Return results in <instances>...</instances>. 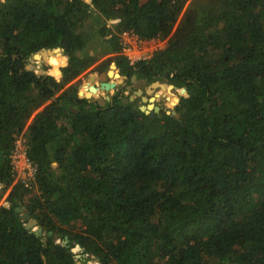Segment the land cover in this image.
Wrapping results in <instances>:
<instances>
[{
	"label": "trees",
	"instance_id": "16d2710c",
	"mask_svg": "<svg viewBox=\"0 0 264 264\" xmlns=\"http://www.w3.org/2000/svg\"><path fill=\"white\" fill-rule=\"evenodd\" d=\"M125 30L166 46L130 64ZM104 42L175 114L68 85ZM0 264H264V0H0Z\"/></svg>",
	"mask_w": 264,
	"mask_h": 264
},
{
	"label": "rangeland",
	"instance_id": "374dc122",
	"mask_svg": "<svg viewBox=\"0 0 264 264\" xmlns=\"http://www.w3.org/2000/svg\"><path fill=\"white\" fill-rule=\"evenodd\" d=\"M108 20V19H107ZM93 24V21L91 19H89L86 22L85 25V35L87 34L88 30H91V25ZM94 30V28H93ZM122 33H120L121 36ZM137 36V37H136ZM136 36H123V40H122V44L123 42H127V43H131L130 47H131V53L134 54L135 56H139L140 58H149L152 53L157 50V49H162L166 46V39L165 38H153V39H143V38H139V36L136 34ZM100 38V37H98ZM94 38L91 37V41H93ZM94 44H90V46L88 48L85 49L84 53L87 55H93V56H97L96 61L89 67L87 68L85 71H83L79 76H77L75 79H73L69 84L71 83H79V81H82L83 84L88 82V76L91 73L97 74L100 71H105L108 68H103L101 69V66H105V64H103L104 61H106V59L108 57H111L114 55V53H110L107 52L106 49L108 48V43L104 42L102 43V46L97 47L96 48H92L91 46H93ZM30 57L28 58V64L31 65L30 63ZM32 66V65H31ZM46 66H49V63H46L45 65H43L41 68H44ZM109 68H113L116 72L119 73L118 69H116L114 66H110ZM119 75L122 77L123 79V83L116 85V87L113 89L112 92L108 93L111 97H113L114 95H118L121 98H128L130 95H134V90H136V88H134L132 86L131 90H127L125 85H132V82L130 81V79H127V77L121 75L119 73ZM144 79V83L139 85V89L143 91V95H146L144 92V89L146 88L147 85L151 84V82L153 81H149L146 78ZM160 82L164 83V84H169V82L167 81L166 78L162 77L157 79ZM155 81V80H154ZM81 83V84H82ZM155 92H160V88L159 87H155L154 88ZM174 93V89L172 90ZM167 94V92H165ZM134 99L133 101H135L136 105H141L144 104V102L141 101L140 96L134 95ZM148 96V95H146ZM171 98H174V95H170ZM153 103L155 105H158L160 107V110H164V111H172L173 107L170 104L169 105V101H167L163 96L159 97V98H155V100L153 101ZM175 114V113H174ZM16 150L14 151L13 154V164H14V170L16 171V180H23L24 177H28V173H27V166H25V164L23 163V154H22V149L25 148V142L22 138V134L20 136L17 137L16 141ZM21 215H23V213H21ZM31 229H37V226L31 227Z\"/></svg>",
	"mask_w": 264,
	"mask_h": 264
},
{
	"label": "water",
	"instance_id": "95a60500",
	"mask_svg": "<svg viewBox=\"0 0 264 264\" xmlns=\"http://www.w3.org/2000/svg\"><path fill=\"white\" fill-rule=\"evenodd\" d=\"M29 63V62H28ZM30 67L33 69V67L30 65ZM42 69V68H41ZM107 71H110L111 68H108L106 69ZM105 70V71H106ZM105 71H100L99 73H97L98 75H101L103 74ZM118 73V72H117ZM119 74V73H118ZM96 74L94 73H91L89 76H88V90H86V92L84 93V97L85 98H89V99H93L98 105L100 106H105L106 102L108 101H111V96L107 93L105 97H102V96H97V97H92V96H87V92H90V91H95V88L96 86L92 84V79L93 77L95 76ZM130 81L132 82V85H125L126 89L127 90H131L132 86L134 88H136V90H134V95H137V96H140L141 98V101L144 102V104H141L139 105V109L141 111H143L144 113L146 114H149L151 117L154 116V113L155 112H158L160 107L158 105H155L153 103V96H152V90H154L155 87H159L160 89H163L165 88L167 90L168 93H170V95H174L173 93V89H174V86L173 84L169 83V84H164L162 82H160L159 80H155L153 82H151V84L147 85L146 88L144 89V92L146 95H143V91L140 90L138 87L139 85L142 83H144V79L143 78H137L136 74H133L131 77H130ZM123 83V80L122 82ZM100 86L104 89H108L109 87H116L115 84L113 82H109V81H101L100 82ZM150 92V93H149ZM134 95H130L128 98H122V101L124 103L128 102V101H133L134 99ZM166 97L167 101H168V95H164V98ZM156 98V97H154ZM172 100V98H171ZM166 113H172L174 114L175 111L172 110V111H166ZM26 214L29 216L30 213L29 212H26ZM37 224V220L35 218H29L27 223H26V227L27 228H31V227H34L36 226ZM38 228V227H37ZM33 230H36V229H33ZM78 246L76 245L72 250L73 251H77L78 250Z\"/></svg>",
	"mask_w": 264,
	"mask_h": 264
},
{
	"label": "built area",
	"instance_id": "2783aa9c",
	"mask_svg": "<svg viewBox=\"0 0 264 264\" xmlns=\"http://www.w3.org/2000/svg\"><path fill=\"white\" fill-rule=\"evenodd\" d=\"M121 37H122V40H123V36H136V33H134L133 31H128V30H125V31H122L121 32ZM137 37V36H136ZM130 44L131 43H127V42H123V46H122V54L124 56L127 57L128 61L130 64H133L135 61L141 59L139 56H135L134 54L131 53V47H130ZM15 149H16V144H15ZM22 154H23V163L25 164V166H27L26 170H27V173H28V177H24L23 178V181L25 183H27V180L29 177H32L33 175V170L34 168L31 166V163L29 162L27 156H26V153H25V148L22 149Z\"/></svg>",
	"mask_w": 264,
	"mask_h": 264
},
{
	"label": "bare ground",
	"instance_id": "6f19581e",
	"mask_svg": "<svg viewBox=\"0 0 264 264\" xmlns=\"http://www.w3.org/2000/svg\"><path fill=\"white\" fill-rule=\"evenodd\" d=\"M87 88H88V85L86 86ZM88 90V89H87ZM86 92V88L84 89V91H83V93H85ZM172 102H173V98H172V100L170 99V103H169V105L171 104L172 105Z\"/></svg>",
	"mask_w": 264,
	"mask_h": 264
},
{
	"label": "flooded vegetation",
	"instance_id": "af4514ba",
	"mask_svg": "<svg viewBox=\"0 0 264 264\" xmlns=\"http://www.w3.org/2000/svg\"><path fill=\"white\" fill-rule=\"evenodd\" d=\"M29 58V57H28ZM28 61V60H27ZM118 96V95H117ZM119 97V96H118Z\"/></svg>",
	"mask_w": 264,
	"mask_h": 264
}]
</instances>
